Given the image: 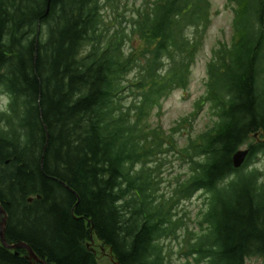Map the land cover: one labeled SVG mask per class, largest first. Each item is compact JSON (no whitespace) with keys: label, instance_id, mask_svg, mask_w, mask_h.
Here are the masks:
<instances>
[{"label":"trees","instance_id":"obj_1","mask_svg":"<svg viewBox=\"0 0 264 264\" xmlns=\"http://www.w3.org/2000/svg\"><path fill=\"white\" fill-rule=\"evenodd\" d=\"M120 5L0 0L7 242L29 245L48 264H102L88 246L96 237L115 263L166 264L164 240L185 230V264L264 261V174L251 167L264 155V0L226 1L232 40L212 50L205 93L170 132L150 119L175 90L189 89L212 1L142 0L127 7L130 16ZM204 111L213 125L180 147L176 135ZM173 151L188 173L162 192V155ZM199 193L205 209L180 210ZM196 221L195 231L188 223ZM28 256L0 237V264H32Z\"/></svg>","mask_w":264,"mask_h":264},{"label":"rangeland","instance_id":"obj_2","mask_svg":"<svg viewBox=\"0 0 264 264\" xmlns=\"http://www.w3.org/2000/svg\"><path fill=\"white\" fill-rule=\"evenodd\" d=\"M211 1L212 25L207 32L204 47L197 55L196 63L193 66L191 85L189 89L185 91L179 89L175 90L164 101L162 108L155 110L150 119L152 127L161 125L166 131L170 132V130L175 127L182 118L193 112L195 102L205 93L207 64L212 56V50L220 43L231 42L232 40L233 12L231 9L226 8L227 0ZM133 3L138 6L142 4V0H123V5H120V12L126 14V16H130L131 12L127 7L129 8ZM105 11L110 21L118 19L119 13L117 14V12L111 9H105ZM133 75L134 74L130 76V79L133 78ZM209 125H213L212 117L210 113L204 111L198 116L191 130L185 127L181 133L176 135L178 145L180 147L185 146L191 137H195L197 134L206 130ZM253 139L258 141L260 140V136H254ZM247 148L248 146L242 147V149ZM162 158L164 159V162L158 179L162 181V192H170L172 191V186H174L175 178L179 175L184 176L188 173V168L185 165V162L180 160L176 155V152L162 155ZM251 167L259 169L264 174V155H259L252 163ZM206 200L204 194L199 193L191 200L181 203L179 207L180 210L183 209V211L189 209L191 216L194 217L200 209L206 208ZM182 212L180 215H183ZM197 222L198 221H196V224L188 223V227L196 231L198 229ZM185 236V230H180L177 238L173 236L170 239L164 240V246L168 251L166 264H185V259H183V255L181 254L182 248L185 246L183 243ZM88 246L97 255L102 264L115 263L110 249L102 244L96 237L92 238V241L89 242ZM246 264H264V261L261 258H251L247 260Z\"/></svg>","mask_w":264,"mask_h":264},{"label":"water","instance_id":"obj_3","mask_svg":"<svg viewBox=\"0 0 264 264\" xmlns=\"http://www.w3.org/2000/svg\"><path fill=\"white\" fill-rule=\"evenodd\" d=\"M249 154L248 150H240L234 157V165L236 168H239L243 165V163L245 162V159L247 158ZM40 198V197H39ZM30 202L33 201V198L29 199ZM0 215L2 217V221H1V232H0V237H1V241L2 244L5 248L9 249V250H18V249H25L28 251V258L31 261L32 264H48L45 261H42L37 255L36 253L33 251V249L25 244V243H20V244H15V245H10L7 240H6V227H7V213L5 212V210L3 209V207L0 205ZM119 264V263H116Z\"/></svg>","mask_w":264,"mask_h":264}]
</instances>
